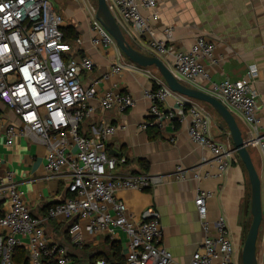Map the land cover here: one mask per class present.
<instances>
[{"label": "built area", "instance_id": "built-area-1", "mask_svg": "<svg viewBox=\"0 0 264 264\" xmlns=\"http://www.w3.org/2000/svg\"><path fill=\"white\" fill-rule=\"evenodd\" d=\"M106 1L122 30L128 24L144 36L149 52L170 56L169 67L182 82L211 93L248 124L250 144L259 148L262 162L259 177L262 220L258 235L261 252L257 264H264V109L256 105L257 93L253 87L256 68L247 66L244 74L236 79L224 76L211 80L207 65L216 64L219 59L211 39L197 35L189 48H174L170 43V26H165L159 36L152 31L151 21L158 17L157 0ZM86 8L93 32L90 43L95 47H117L114 38L94 17L96 4L89 1ZM64 24L62 14L50 0H0V101L17 116L14 121L0 115V143L3 137L4 144L10 145L16 135L35 140L46 148L44 169L49 174H66L64 193L48 207L45 217L66 221L67 235L72 242H83V229L91 235L107 233L112 237L118 228L127 238L123 264H169L171 253L160 244L162 229L158 210L146 206L134 217L116 196L119 189H147L160 181L162 175L117 171L125 158L108 154L106 147V140L116 125L91 123L86 131L82 130L83 122L95 110L92 99L103 110L123 111L135 105L136 100L128 93L114 88L99 91L95 87L101 79L117 74L126 65L115 62L101 77L85 85L82 74L92 70L94 61L87 54L78 57L70 54L82 40L80 37L73 42L65 40L61 29ZM64 54L69 57L65 58ZM154 78L157 87L142 91L149 101L150 117L138 128L162 127L174 117L181 121L188 117L189 138L209 153V158L202 157V162L216 169L212 173L206 167L194 168L192 176L198 180L221 176L236 152L233 145L212 137L208 110L170 90L159 76ZM170 95L175 97L177 107L175 111H164L160 104ZM171 175L185 177L180 165ZM210 196L211 191L201 188L194 196L202 237L188 264H236L234 244L224 218L207 219L206 203ZM0 198L6 203L0 214V264H13L11 254L19 245L26 249L28 264H45L49 260L55 264L70 262L67 247L46 237L41 220L31 213L11 170L0 178ZM96 264L107 263L100 258Z\"/></svg>", "mask_w": 264, "mask_h": 264}, {"label": "crops", "instance_id": "crops-1", "mask_svg": "<svg viewBox=\"0 0 264 264\" xmlns=\"http://www.w3.org/2000/svg\"><path fill=\"white\" fill-rule=\"evenodd\" d=\"M50 1L62 14L65 21L63 27H72L75 38L80 37L82 40L72 48L70 54L75 57L87 54L94 61L92 70L82 74V82L85 85L101 77L115 62H123L126 65L117 74L101 79L95 87L99 91L114 88L128 93L136 100L135 105L123 111L103 110L96 100L92 99L90 102L95 106V110L92 116L83 122L82 130L86 131L91 123L105 122L116 125V130L106 140V147L109 154L125 158L123 163L118 164L117 171L160 174L162 179L143 190L119 189L116 196L124 201L127 211L134 217H138L141 209L146 206L155 207L160 215L162 229L160 244L172 257L169 264H188L202 237L194 196L198 188L211 191L206 203L207 219L213 221L219 216L224 218L234 244V262L241 264L240 251L244 229L250 223L251 215L250 185L238 154L234 152L230 165L221 176L211 175L195 179L192 176L194 168L203 170L206 167L212 173H216V169L215 166L202 162V157L209 158V153L189 138L188 117L182 121L174 117L162 127L149 125L145 129L138 128L141 122L150 117L149 101L143 97L142 91L156 85L154 76L160 75L155 68L136 65L129 61L118 47H95L90 43L93 32L86 7L91 0ZM155 10L158 17L151 21L152 31L155 36H159L165 26H170V43L174 48H189L197 35H205L214 42V53L219 59L216 64L207 65L211 80H219L224 76L236 79L244 74L247 66L253 65L257 72L253 83L257 93L256 105L258 109H264V0H157ZM123 30L126 39L135 48L149 53L144 36L138 35L128 24ZM157 56L169 66L170 56ZM185 83L193 86L191 83ZM202 84L205 85L199 82V85ZM192 100L210 112L212 137L233 145L228 130L221 127L222 120L219 115L207 104ZM176 107L173 95L166 97L160 104L164 111H175ZM232 113L246 139H250L248 124L238 112ZM0 115L17 121V116L1 101ZM3 140L1 137L0 178L7 170L13 172L17 187L28 201L31 213L41 220L46 237L67 247L70 257L68 264H96L100 259L96 255L101 254L107 256L111 262L113 241L119 244L124 261L127 238L120 229L115 228L112 237L107 233L91 235L83 229V242L78 244L68 239L66 221L46 219L48 207L64 193L66 174H49L44 169L46 148L43 144L21 135H16L10 145H5ZM252 147L256 149V154L254 155L249 147L248 151L260 177V150L254 145ZM177 165L182 167L185 175L183 179L171 175ZM5 206V200L0 198V213ZM84 223L83 220L82 224ZM19 246L25 249L23 245ZM259 247L260 255V243ZM24 255L27 257L26 251ZM45 264L55 262L49 260Z\"/></svg>", "mask_w": 264, "mask_h": 264}, {"label": "water", "instance_id": "water-1", "mask_svg": "<svg viewBox=\"0 0 264 264\" xmlns=\"http://www.w3.org/2000/svg\"><path fill=\"white\" fill-rule=\"evenodd\" d=\"M95 4L94 17L114 38L117 47L129 61L141 67H154L170 90L207 104L221 118V127L228 130L233 148L246 169L250 185L249 211L251 219L240 251L241 264H257L256 246L262 220L261 190L260 178L248 151V147L251 145L250 140L246 139V135L242 133L233 113L219 99L201 88L182 82L156 54L144 53L132 46L110 11L107 1L96 0Z\"/></svg>", "mask_w": 264, "mask_h": 264}, {"label": "trees", "instance_id": "trees-1", "mask_svg": "<svg viewBox=\"0 0 264 264\" xmlns=\"http://www.w3.org/2000/svg\"><path fill=\"white\" fill-rule=\"evenodd\" d=\"M62 29V32H63V36H64V39L67 40V41H70L71 39L75 38V32L74 30L72 29V27L70 26H64L61 28ZM129 42V41H128ZM130 43V42H129ZM131 44V43H130ZM132 45V44H131ZM133 46V45H132ZM65 55V58H68L69 55L68 54H64ZM157 85H153V88H156ZM1 214V213H0ZM249 225V224H248ZM248 225L245 227L244 229V236H245V233L247 231V227ZM69 238V237H68ZM257 247V246H256ZM111 249H112V259H111V262L110 260L108 259L107 256L101 254V255H96V256H99L100 258H103L107 264H123L124 261H123V258H122V255L120 253V246L117 242L113 241L112 244H111ZM25 249L22 247V246H16L13 251H12V261H13V264H27V257H25L24 253H25ZM256 254H257V257L259 256V253L256 251ZM114 259V260H113Z\"/></svg>", "mask_w": 264, "mask_h": 264}, {"label": "rangeland", "instance_id": "rangeland-1", "mask_svg": "<svg viewBox=\"0 0 264 264\" xmlns=\"http://www.w3.org/2000/svg\"><path fill=\"white\" fill-rule=\"evenodd\" d=\"M91 2H93V3H96V0H91ZM149 53H151V52H149ZM249 148H250V150H252L253 152H254V155L256 154V149L254 148V147H252V145H249ZM248 228V227H247ZM69 239V238H68ZM70 240V239H69ZM259 243H260V239H259V237L257 238V252L259 253Z\"/></svg>", "mask_w": 264, "mask_h": 264}]
</instances>
